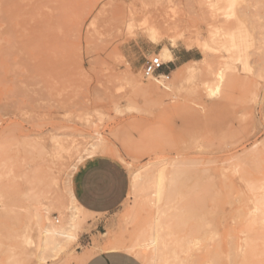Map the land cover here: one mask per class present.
Here are the masks:
<instances>
[{
    "label": "rangeland",
    "instance_id": "rangeland-1",
    "mask_svg": "<svg viewBox=\"0 0 264 264\" xmlns=\"http://www.w3.org/2000/svg\"><path fill=\"white\" fill-rule=\"evenodd\" d=\"M153 16L168 28L160 44L146 33ZM240 23L246 59L224 45ZM263 36L264 0H0V264H85L115 249L144 264H264ZM164 47L180 56L165 61L170 78H145ZM99 155L130 178L101 214L73 190L78 165ZM71 222L78 239L41 260L45 227ZM154 225L161 249L149 237L140 254L112 247Z\"/></svg>",
    "mask_w": 264,
    "mask_h": 264
},
{
    "label": "bare ground",
    "instance_id": "bare-ground-1",
    "mask_svg": "<svg viewBox=\"0 0 264 264\" xmlns=\"http://www.w3.org/2000/svg\"><path fill=\"white\" fill-rule=\"evenodd\" d=\"M213 5V3H212ZM130 10V8H129ZM132 10H134L132 8ZM131 12V11H130ZM133 12V11H132ZM140 12V11H139ZM133 14V13H132ZM131 14V15H132ZM135 14V12H134ZM170 15V14H169ZM134 15H132L131 17L134 19L136 17H133ZM125 17H126V14H125ZM128 17V16H127ZM157 18V17H156ZM127 19V18H126ZM129 19V18H128ZM131 19V18H130ZM154 21H156L155 23H153L152 25L148 26L146 28V33H147V36L152 40L154 41L155 43H159L162 41L163 39V36L165 34V31L168 30L165 29L166 26L164 27L162 25V23H160V20L158 18V20H155V16H153ZM168 18H165V20H167ZM122 21V23H125L127 20H120ZM129 21V20H128ZM152 22V20H151ZM164 22V20L162 21ZM167 23H171V20L170 22H167ZM173 23V22H172ZM128 24V23H127ZM130 24V22H129ZM166 24V23H165ZM175 24V23H174ZM168 25V24H167ZM119 26V25H118ZM124 26V24H123ZM126 26V25H125ZM169 26V25H168ZM248 27V26H247ZM128 28H129V25H128ZM236 28V27H234ZM122 29V28H121ZM233 29V28H231ZM235 31L231 34L230 36V42L229 44L227 45V43H224V45L226 44L225 48H227L228 51L231 52V55L233 56L232 52L235 53L236 55L240 56L241 58L244 57L246 59V54L248 52V48L251 46V41H252V38H251V34L249 33V31L246 29V27L243 25V24H238L237 26V29H234ZM261 31V30H260ZM226 31L223 32V34H225ZM228 34L229 31L227 32ZM263 35V34H262ZM223 36V35H222ZM260 36V35H259ZM165 37V36H164ZM264 37V36H263ZM223 38V37H222ZM227 38V37H226ZM260 38V37H259ZM225 39V38H224ZM201 40V39H200ZM221 40V39H220ZM264 40V39H262ZM225 42V40H223ZM228 42V40H226ZM260 41V39L258 40ZM197 43L196 45L202 49V51L204 52L205 54V61H207V50H210L211 45L208 43V41H197L195 42ZM222 43V42H221ZM251 50V49H250ZM254 51V50H253ZM229 52V53H230ZM234 54V56H235ZM159 55L161 56V59H163V61H169L173 58V54H172V51L171 49L167 48V47H164L162 48L161 52L159 53ZM230 56V55H229ZM228 56V57H229ZM229 57V59L232 58ZM233 56V58H234ZM239 57V59H240ZM236 59V58H235ZM232 60V59H231ZM246 61L244 60V63ZM210 65V64H209ZM216 65V64H215ZM246 65V64H244ZM210 68H213L212 65H210ZM213 73H214V77H215V80L216 81H219L221 82L222 79L224 78V69H221V68H218V69H212ZM227 75V74H226ZM218 83V82H217ZM216 83V84H217ZM215 84V83H213ZM213 87L212 86V83L210 84L209 82H205L203 83V85L207 88H209L211 91H217L219 88V84H217ZM164 85V84H163ZM151 92H154V90L156 89L155 86L153 87L152 85H139ZM165 89L168 90V86L167 85H164ZM171 87V86H170ZM221 87V86H220ZM172 88H170L171 90ZM157 90V89H156ZM169 90V91H170ZM103 143V142H102ZM95 144V143H94ZM93 144V145H94ZM97 144V143H96ZM98 146V145H97ZM96 146V148H97ZM101 146V144H100ZM98 146V147H100ZM94 150L92 152V149ZM89 149H88V154L91 155V154H94L95 153V149L96 148H93V146H91ZM95 147V145H94ZM107 150V148H105ZM109 149V148H108ZM97 150V149H96ZM91 152V153H90ZM84 154H87V153H84ZM87 154V155H88ZM88 155V156H89ZM82 159V155L80 156ZM79 161L80 158H79ZM78 161V162H79ZM77 167V166H76ZM75 168V167H74ZM74 172V171H73ZM154 185L156 186L157 188V191H158V196L161 195V192H162V188H163V182H164V173L163 171H160L158 174L155 175L154 177ZM71 191V190H70ZM73 191V190H72ZM71 202H72V206L74 207H80L77 203V201H75V197L73 196V194L71 195ZM264 203V202H263ZM260 204V202H259ZM257 209H260V208H257ZM48 219L50 218L49 216H46ZM52 223V222H50ZM48 225V224H47ZM150 225V224H149ZM250 228V227H249ZM78 236H79V229L76 225H74V223H69L68 225H60V226H55V225H48L45 227L44 229V238L41 242V245H40V259L41 260H46L47 257L49 256H55L54 252L55 251H59L65 247H67L68 245H70L71 243L75 242L77 239H78ZM150 238L154 241V243L158 246L159 249H161V247L164 246V242H163V237L162 235L160 234V231L158 228H156V226H152V230H150L149 232L147 230H144L143 234L141 235V237L134 241L133 243H126V242H121L120 240L115 243H113V246L114 248H124V249H127V250H130V251H133V252H137L138 254H140L141 250H142V240L140 239H143L145 240L146 238ZM190 239V238H189ZM192 239V238H191ZM194 240V239H193ZM192 240V241H193ZM116 241V240H115ZM165 241V240H164ZM190 244V243H189ZM188 244V245H189ZM187 250H190L188 247L186 248ZM186 250V251H187ZM193 250V249H192ZM191 253V251H190ZM193 253V252H192ZM45 254H50L49 256H46ZM180 258H179V261H180V264H183L186 260H189V261H193L194 258L192 257V255H188L189 257H183L182 255H180ZM197 259V258H196ZM200 259V258H199ZM198 260V259H197ZM149 261V260H148ZM155 262V261H154ZM150 264V263H149Z\"/></svg>",
    "mask_w": 264,
    "mask_h": 264
},
{
    "label": "crops",
    "instance_id": "crops-1",
    "mask_svg": "<svg viewBox=\"0 0 264 264\" xmlns=\"http://www.w3.org/2000/svg\"><path fill=\"white\" fill-rule=\"evenodd\" d=\"M177 59H180V56L173 54V58L169 61ZM100 170L106 172L109 177L103 191L97 189L90 179ZM129 185L130 178L124 165L116 158L106 155L86 158L78 165L73 177L75 196L89 213L101 214L117 209L126 199ZM85 264L144 263L131 252L115 249L96 252Z\"/></svg>",
    "mask_w": 264,
    "mask_h": 264
},
{
    "label": "built area",
    "instance_id": "built-area-1",
    "mask_svg": "<svg viewBox=\"0 0 264 264\" xmlns=\"http://www.w3.org/2000/svg\"><path fill=\"white\" fill-rule=\"evenodd\" d=\"M167 63L159 55L149 58L143 68L142 73L145 78L153 77L157 80H166L170 78V72H167Z\"/></svg>",
    "mask_w": 264,
    "mask_h": 264
},
{
    "label": "snow or ice",
    "instance_id": "snow-or-ice-1",
    "mask_svg": "<svg viewBox=\"0 0 264 264\" xmlns=\"http://www.w3.org/2000/svg\"><path fill=\"white\" fill-rule=\"evenodd\" d=\"M91 183L100 191H103L108 183L109 177L106 172L100 170L96 172L91 178Z\"/></svg>",
    "mask_w": 264,
    "mask_h": 264
}]
</instances>
